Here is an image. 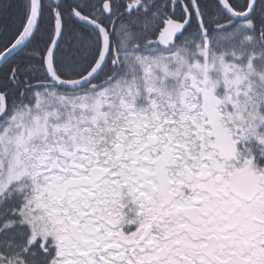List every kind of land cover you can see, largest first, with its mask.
<instances>
[{
  "label": "snow or ice",
  "instance_id": "1",
  "mask_svg": "<svg viewBox=\"0 0 264 264\" xmlns=\"http://www.w3.org/2000/svg\"><path fill=\"white\" fill-rule=\"evenodd\" d=\"M0 264H264V0H0Z\"/></svg>",
  "mask_w": 264,
  "mask_h": 264
}]
</instances>
